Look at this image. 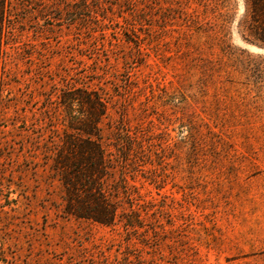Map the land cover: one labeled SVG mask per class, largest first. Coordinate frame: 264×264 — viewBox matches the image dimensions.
<instances>
[{"label":"rangeland","instance_id":"374dc122","mask_svg":"<svg viewBox=\"0 0 264 264\" xmlns=\"http://www.w3.org/2000/svg\"><path fill=\"white\" fill-rule=\"evenodd\" d=\"M8 9L0 264H264V46L245 0ZM80 90L105 108L91 138L111 162L97 192L75 196L57 152L88 137L73 117L87 127L100 112ZM80 196L107 202L109 224L76 217Z\"/></svg>","mask_w":264,"mask_h":264},{"label":"trees","instance_id":"16d2710c","mask_svg":"<svg viewBox=\"0 0 264 264\" xmlns=\"http://www.w3.org/2000/svg\"><path fill=\"white\" fill-rule=\"evenodd\" d=\"M11 1L0 0V18H3L4 14L8 12V6ZM245 8L246 21L244 23H249L251 25L250 29L262 36L258 40L264 46V0H245ZM79 92L88 95V98H83L80 102H85L90 107L92 105H100V112L90 113L91 117H89L87 127H77L81 126L82 117H73L69 128L82 132L88 137L87 139H80L69 135L68 141L57 152L56 163L62 174L65 175V182L71 187V191L74 192L75 196L88 189H90L89 192H94V190L97 192L100 187V180L105 175V172L109 170V163L111 162L102 145L91 138L96 137L98 139L99 137L96 121L99 119V116L105 115V108L98 99H93L87 92L83 90ZM71 100L72 106L79 99L72 97ZM93 200L95 206L89 207L84 203L81 196L79 199H76L75 202L79 205L76 207L74 215L78 218L92 219L96 222L109 224L112 214L109 204L103 200Z\"/></svg>","mask_w":264,"mask_h":264},{"label":"bare ground","instance_id":"6f19581e","mask_svg":"<svg viewBox=\"0 0 264 264\" xmlns=\"http://www.w3.org/2000/svg\"><path fill=\"white\" fill-rule=\"evenodd\" d=\"M254 50V49H253Z\"/></svg>","mask_w":264,"mask_h":264}]
</instances>
